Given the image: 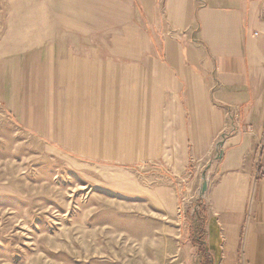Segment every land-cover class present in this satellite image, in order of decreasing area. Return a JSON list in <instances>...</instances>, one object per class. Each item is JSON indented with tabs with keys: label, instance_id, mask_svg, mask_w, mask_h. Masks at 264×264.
I'll use <instances>...</instances> for the list:
<instances>
[{
	"label": "rangeland",
	"instance_id": "rangeland-1",
	"mask_svg": "<svg viewBox=\"0 0 264 264\" xmlns=\"http://www.w3.org/2000/svg\"><path fill=\"white\" fill-rule=\"evenodd\" d=\"M136 1L0 0V264H213L197 181L209 170L189 154L182 183L155 114L48 80V45L111 35Z\"/></svg>",
	"mask_w": 264,
	"mask_h": 264
},
{
	"label": "crops",
	"instance_id": "crops-1",
	"mask_svg": "<svg viewBox=\"0 0 264 264\" xmlns=\"http://www.w3.org/2000/svg\"><path fill=\"white\" fill-rule=\"evenodd\" d=\"M136 7L135 22L111 35L70 30L48 45V80L79 82L86 103L127 99L155 114L148 122L158 123V151L173 176L187 184L189 154L209 170L203 199L213 264H264V0Z\"/></svg>",
	"mask_w": 264,
	"mask_h": 264
},
{
	"label": "water",
	"instance_id": "water-1",
	"mask_svg": "<svg viewBox=\"0 0 264 264\" xmlns=\"http://www.w3.org/2000/svg\"><path fill=\"white\" fill-rule=\"evenodd\" d=\"M206 189H207V183L205 182L201 186V193L204 194L206 192Z\"/></svg>",
	"mask_w": 264,
	"mask_h": 264
}]
</instances>
